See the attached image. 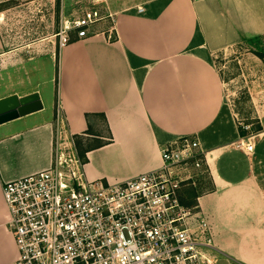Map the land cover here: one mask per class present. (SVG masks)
<instances>
[{"label":"crops","instance_id":"obj_1","mask_svg":"<svg viewBox=\"0 0 264 264\" xmlns=\"http://www.w3.org/2000/svg\"><path fill=\"white\" fill-rule=\"evenodd\" d=\"M128 3L107 7L109 26L91 25L56 56L48 51L22 70L14 65L1 80L0 98L36 92L41 108L0 123V187L48 167L55 127L83 140L110 136L101 146L86 144L81 170L88 180L119 181L154 169L159 146L193 137L206 153L210 180L194 203L219 251L218 264H264V124L252 136V153L232 147L240 136L223 106L213 62L216 52L264 35V0ZM4 46L0 33V64L9 56ZM45 84L53 86L52 103ZM98 123L105 137L94 133ZM6 214L0 188V264L16 254Z\"/></svg>","mask_w":264,"mask_h":264},{"label":"built area","instance_id":"obj_2","mask_svg":"<svg viewBox=\"0 0 264 264\" xmlns=\"http://www.w3.org/2000/svg\"><path fill=\"white\" fill-rule=\"evenodd\" d=\"M103 17L112 22L107 10ZM93 21L63 20L56 47L72 35L85 37ZM253 146L251 135L232 143L244 154ZM157 152L154 169L119 181L88 180L74 135L55 127L48 167L1 184L16 251L7 264H218L205 218L178 197L207 172L205 151L196 138L182 136Z\"/></svg>","mask_w":264,"mask_h":264},{"label":"rangeland","instance_id":"obj_3","mask_svg":"<svg viewBox=\"0 0 264 264\" xmlns=\"http://www.w3.org/2000/svg\"><path fill=\"white\" fill-rule=\"evenodd\" d=\"M118 1L120 0H0V33L5 43L4 49L9 53L4 61L7 64H0V93L3 91L1 80L9 73H14L15 66L21 69L24 64L30 65L39 58L48 56V51L56 56L55 33L63 20L84 18L94 20L91 23L93 26L99 22L109 26V18L103 17L107 7L115 10L128 6V1L131 0H121V3ZM257 55H264V35L241 40L216 52L213 58L222 80L223 106L230 113L237 129L244 130L246 135L251 136H254L257 125L264 124V63ZM42 89H45L46 97L52 103V84H45ZM94 130L95 134L106 136L101 123ZM99 140L87 137L82 142L91 145ZM201 174L193 185L180 188L181 199L191 197V192L197 195L210 188L207 172Z\"/></svg>","mask_w":264,"mask_h":264},{"label":"water","instance_id":"obj_4","mask_svg":"<svg viewBox=\"0 0 264 264\" xmlns=\"http://www.w3.org/2000/svg\"><path fill=\"white\" fill-rule=\"evenodd\" d=\"M41 108L36 92L23 96L11 94L0 98V123L35 112Z\"/></svg>","mask_w":264,"mask_h":264},{"label":"trees","instance_id":"obj_5","mask_svg":"<svg viewBox=\"0 0 264 264\" xmlns=\"http://www.w3.org/2000/svg\"><path fill=\"white\" fill-rule=\"evenodd\" d=\"M260 59L263 60V63H264V55H257ZM89 115L91 114H85V119L87 120L88 122V117ZM102 116V115H101ZM88 125V123H87ZM255 130H260V126H256L255 127ZM90 127L87 126V130H86V133H90ZM246 135V132L244 130H241V129H238V136H245ZM74 138H75V147H76V152H77V155L79 156V158L83 161L84 160V152L88 150V145H86L85 143L82 142V138L81 137H78V135H74ZM110 139V136L108 135L106 137V139H101L98 141L97 145L96 146H101L103 144H105L106 142H108V140ZM182 188V187H181ZM191 197H187L185 199H181L179 197V194H178V197H179V200L183 203V205L185 206H191L194 203V199H195V196L194 194H192V192L190 193Z\"/></svg>","mask_w":264,"mask_h":264}]
</instances>
